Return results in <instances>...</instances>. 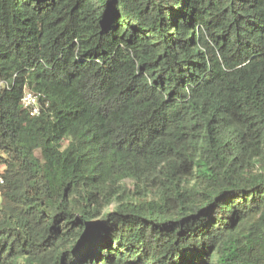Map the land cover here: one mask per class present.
Masks as SVG:
<instances>
[{"label": "trees", "instance_id": "trees-1", "mask_svg": "<svg viewBox=\"0 0 264 264\" xmlns=\"http://www.w3.org/2000/svg\"><path fill=\"white\" fill-rule=\"evenodd\" d=\"M0 166V264H264V0H0Z\"/></svg>", "mask_w": 264, "mask_h": 264}, {"label": "built area", "instance_id": "built-area-1", "mask_svg": "<svg viewBox=\"0 0 264 264\" xmlns=\"http://www.w3.org/2000/svg\"><path fill=\"white\" fill-rule=\"evenodd\" d=\"M40 97H41L40 93L25 88L20 99L21 107L30 116H39L43 108V105L40 102ZM3 183H4L3 169L0 166V185H2Z\"/></svg>", "mask_w": 264, "mask_h": 264}, {"label": "rangeland", "instance_id": "rangeland-1", "mask_svg": "<svg viewBox=\"0 0 264 264\" xmlns=\"http://www.w3.org/2000/svg\"><path fill=\"white\" fill-rule=\"evenodd\" d=\"M127 183L129 184V186H131V183L129 181Z\"/></svg>", "mask_w": 264, "mask_h": 264}]
</instances>
